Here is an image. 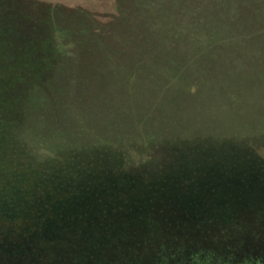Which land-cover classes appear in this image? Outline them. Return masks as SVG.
I'll return each instance as SVG.
<instances>
[{"label":"rangeland","instance_id":"obj_1","mask_svg":"<svg viewBox=\"0 0 264 264\" xmlns=\"http://www.w3.org/2000/svg\"><path fill=\"white\" fill-rule=\"evenodd\" d=\"M1 1L0 247L80 248L0 264H264V0Z\"/></svg>","mask_w":264,"mask_h":264},{"label":"trees","instance_id":"obj_2","mask_svg":"<svg viewBox=\"0 0 264 264\" xmlns=\"http://www.w3.org/2000/svg\"><path fill=\"white\" fill-rule=\"evenodd\" d=\"M4 2L0 0V7L2 8L4 6ZM3 21L0 20V23ZM4 35L0 34V115L3 113V117L6 116L8 118L10 109L11 112H14V107L17 109L21 105L22 97H25L26 94L20 93V88H28L30 90H33L34 87L32 85V81L28 79L26 75L25 78H21L19 69H24L28 75H34L36 73H39L40 80H49L51 82V79L54 77L53 75H56L59 77L57 72H53V69L47 67V65H43V71H42V63L39 62L40 70L33 71L31 61L28 59L29 55L32 54L29 50H24L16 54V45L13 43H10V41H4ZM21 63V66L17 70L18 63ZM7 73V74H6ZM6 74V75H5ZM43 78V79H42ZM1 87H6L4 90L1 89ZM16 109V111H17ZM20 112L16 113L18 116ZM0 116V120H1ZM7 123L9 121L7 120ZM2 123L0 121V129ZM9 128V127H8ZM4 133H10L9 129H4ZM15 131V129H14ZM0 134L2 132L0 131ZM15 132H13V138ZM5 139L7 141L12 140L11 136L6 135ZM9 146V143H8ZM2 162L5 161V159L1 158ZM1 171V170H0ZM14 173V171L11 172H0V178L1 179H8L10 178L8 174ZM11 212V211H9ZM12 217H14L13 213H10ZM26 223H21V221H15L10 226L11 231L14 229L20 230L22 229V232L19 233L22 235H14L18 239L16 242H19L20 244L25 242V240H31L33 238H38L39 235H37L38 231H41L43 228L48 232L49 235H53L56 233L58 229V224L56 222H52L51 225H48L50 223H46L41 226L38 221H26ZM50 222V221H49ZM37 231V232H36ZM37 236V237H36ZM18 244V243H17ZM26 244H24L25 246ZM24 246H17V247H0V251L5 252L4 255L0 256V258L4 261H14V260H53L60 258L61 255H67L71 254L74 249L80 248V247H24ZM96 247H90L87 249V251L94 250ZM6 250V251H4ZM84 249H82L83 251ZM86 251V250H85ZM1 254V253H0Z\"/></svg>","mask_w":264,"mask_h":264}]
</instances>
